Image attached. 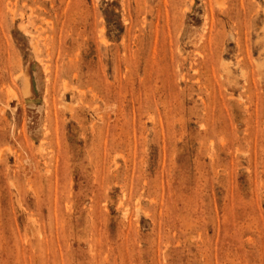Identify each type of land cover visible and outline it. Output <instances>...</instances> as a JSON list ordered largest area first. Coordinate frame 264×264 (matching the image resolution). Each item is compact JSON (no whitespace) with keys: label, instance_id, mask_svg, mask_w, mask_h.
I'll list each match as a JSON object with an SVG mask.
<instances>
[{"label":"rangeland","instance_id":"1","mask_svg":"<svg viewBox=\"0 0 264 264\" xmlns=\"http://www.w3.org/2000/svg\"><path fill=\"white\" fill-rule=\"evenodd\" d=\"M0 264H264V0H0Z\"/></svg>","mask_w":264,"mask_h":264},{"label":"bare ground","instance_id":"2","mask_svg":"<svg viewBox=\"0 0 264 264\" xmlns=\"http://www.w3.org/2000/svg\"><path fill=\"white\" fill-rule=\"evenodd\" d=\"M3 114V113H2Z\"/></svg>","mask_w":264,"mask_h":264}]
</instances>
